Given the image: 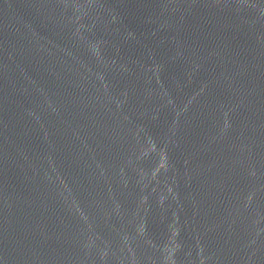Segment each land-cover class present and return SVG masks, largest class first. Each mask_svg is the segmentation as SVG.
I'll list each match as a JSON object with an SVG mask.
<instances>
[{
  "label": "water",
  "instance_id": "obj_1",
  "mask_svg": "<svg viewBox=\"0 0 264 264\" xmlns=\"http://www.w3.org/2000/svg\"><path fill=\"white\" fill-rule=\"evenodd\" d=\"M0 264H264V0H0Z\"/></svg>",
  "mask_w": 264,
  "mask_h": 264
}]
</instances>
